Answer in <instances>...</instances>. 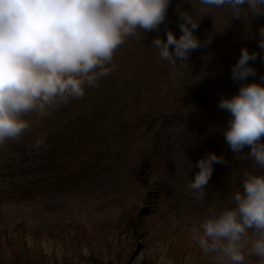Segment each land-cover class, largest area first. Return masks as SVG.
<instances>
[{
  "label": "rangeland",
  "instance_id": "1",
  "mask_svg": "<svg viewBox=\"0 0 264 264\" xmlns=\"http://www.w3.org/2000/svg\"><path fill=\"white\" fill-rule=\"evenodd\" d=\"M178 7L191 4L170 0L162 38L166 27L179 35ZM228 15L214 10L202 16L197 36L203 40L222 29ZM261 25L264 16L254 17L250 29L247 21L233 17L211 44L175 64L162 60L151 45L155 30L129 37L115 53L116 68L98 87L0 145V227L19 238L15 228L22 222L51 257L63 251L67 234L92 231L97 235L92 250L104 259H115L120 244L127 264H139L145 256L167 262L181 239L189 264H213L199 252L193 228L208 204L230 202L250 164L226 142L222 129L230 114L218 101L238 89L231 66L242 46L261 53L250 63L257 78L264 73V50L258 37L248 34ZM40 136L45 143L37 148ZM206 150L223 153L227 163L215 165L200 202L187 187L188 170L192 164L194 175ZM141 213L149 230L145 240L128 224Z\"/></svg>",
  "mask_w": 264,
  "mask_h": 264
},
{
  "label": "clouds",
  "instance_id": "2",
  "mask_svg": "<svg viewBox=\"0 0 264 264\" xmlns=\"http://www.w3.org/2000/svg\"><path fill=\"white\" fill-rule=\"evenodd\" d=\"M189 2L190 8L178 7L179 35L166 27L162 38L170 0H0V145L98 87L116 68L115 53L129 37L155 30L151 45L162 60L175 64L211 44L233 17L247 21L250 29L254 17L264 16V0H198L195 8ZM214 10L227 11L229 23L201 40L199 20ZM248 34L257 36L264 50V25ZM260 55L242 46L231 66L238 89L218 101L230 114L222 129L226 142L250 164L230 202L208 204L193 228L194 241L213 264H249L250 255L264 264V73L257 78L250 63ZM44 143L40 136L34 146ZM217 163H227L225 155L206 150L194 175L190 165L187 187L197 201L205 200Z\"/></svg>",
  "mask_w": 264,
  "mask_h": 264
},
{
  "label": "trees",
  "instance_id": "3",
  "mask_svg": "<svg viewBox=\"0 0 264 264\" xmlns=\"http://www.w3.org/2000/svg\"><path fill=\"white\" fill-rule=\"evenodd\" d=\"M146 219L145 215L130 217L128 220V224L133 227L132 233L144 240L149 233ZM15 230L19 231V235L22 237L16 238L14 232L8 233L0 227V264H127L130 261V259L127 261L126 258H121L123 249L120 244L112 254L116 253L115 259H104L98 255L92 250L91 243L94 238H97L96 233L94 234L92 231L85 234H67L63 251L51 257L44 252L41 242L29 235L22 222L16 226ZM118 232L126 234L129 233V230L126 232L118 230ZM31 241L33 242L31 243ZM181 244V239L176 241L174 248L170 249V258L167 262L157 261L152 256H145L139 264H189V260H185V249L180 246ZM199 252L205 259L202 251L199 250ZM128 253L130 254V252ZM248 259L249 264H259V258L255 255H250ZM206 263H210V261Z\"/></svg>",
  "mask_w": 264,
  "mask_h": 264
}]
</instances>
